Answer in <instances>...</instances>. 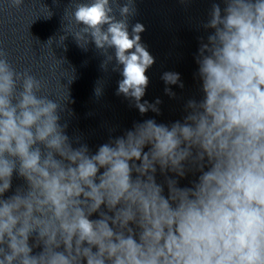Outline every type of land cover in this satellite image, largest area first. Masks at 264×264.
<instances>
[{
  "label": "clouds",
  "instance_id": "9594fccd",
  "mask_svg": "<svg viewBox=\"0 0 264 264\" xmlns=\"http://www.w3.org/2000/svg\"><path fill=\"white\" fill-rule=\"evenodd\" d=\"M223 3L202 25L214 30L195 57L203 98L187 101L183 122L134 123L94 154L60 123L74 115L67 89L63 104L40 95L42 82L0 48V264H264V0ZM136 14L135 0H78L72 35L84 51L94 42L104 71L114 49L117 95L160 114L159 99L141 103L155 59L144 25L128 31ZM161 79L184 86L179 73ZM168 173L199 175L180 187ZM14 174L24 184L4 198Z\"/></svg>",
  "mask_w": 264,
  "mask_h": 264
}]
</instances>
